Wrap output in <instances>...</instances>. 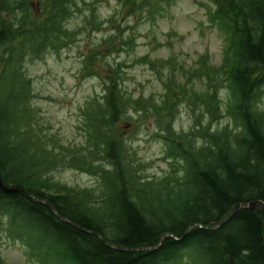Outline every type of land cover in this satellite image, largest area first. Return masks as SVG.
Here are the masks:
<instances>
[{
    "label": "trees",
    "instance_id": "16d2710c",
    "mask_svg": "<svg viewBox=\"0 0 264 264\" xmlns=\"http://www.w3.org/2000/svg\"><path fill=\"white\" fill-rule=\"evenodd\" d=\"M30 1L0 0V177L5 189L25 191L0 187V264H6L2 234L23 247L28 264H264L261 210L241 209L217 227L238 205L264 204V0L205 6L208 23L224 39L220 65L208 54L189 69L173 59L144 58L161 82L159 98L128 96L120 65L111 67L103 96L82 110L84 141L77 145L47 132L25 63L73 44L80 32L68 21L76 14L93 32L115 27L112 53L121 37L136 47L135 37L125 40L120 23L99 17L105 0H37L36 16ZM120 1L136 25L151 26L176 2ZM86 59L82 71L100 78L95 67L102 54ZM183 105L193 113L189 133L174 124ZM135 115L137 122L153 121L165 144L168 170L161 178H145L129 161L118 128ZM226 117L229 124L213 127ZM63 167L95 176L98 187L54 180ZM165 235L158 250L139 252L115 250L102 239L141 250L159 246Z\"/></svg>",
    "mask_w": 264,
    "mask_h": 264
},
{
    "label": "rangeland",
    "instance_id": "374dc122",
    "mask_svg": "<svg viewBox=\"0 0 264 264\" xmlns=\"http://www.w3.org/2000/svg\"><path fill=\"white\" fill-rule=\"evenodd\" d=\"M30 3L34 15H38L41 4L37 0ZM210 3L211 0H176L167 16L151 26L146 22L136 25L133 18L123 13L120 0H105L98 4L99 17L105 21L116 20V25L120 23L125 40L129 36L135 37L134 48L126 45L121 37L115 45L118 49L115 53H112L108 42L115 33V27L108 26L100 32H93L84 24V16L76 14L68 21L71 30L80 32L76 41L57 54L49 51L41 60H27L24 66L25 74L33 80V104L47 126V132L56 134L69 145L84 141L82 110L90 100L103 96V82H107L109 74L112 75L111 67L120 65L121 87L128 96L159 98L163 89L161 82L151 65L143 63L144 58L173 59L189 69L196 66L201 55L208 54L212 65H220L224 39L208 23L205 6ZM92 53H101L104 60L103 64L98 63L95 67L100 78L92 71H82L85 60L89 63L86 56ZM195 86L199 90L203 88L198 81ZM260 108L264 109V105ZM135 116L133 121L122 122L118 128L130 155L129 161L145 178H161L168 170L165 144L156 138L153 121L137 122ZM193 121L189 106L183 105L175 118V128L181 133H189L194 127ZM229 122L226 117L213 127L219 129ZM196 142L201 144L200 140ZM52 177L75 189L98 187L95 176L66 167L55 171ZM1 253L6 264H28L23 256V247L12 242L6 234H2Z\"/></svg>",
    "mask_w": 264,
    "mask_h": 264
},
{
    "label": "water",
    "instance_id": "95a60500",
    "mask_svg": "<svg viewBox=\"0 0 264 264\" xmlns=\"http://www.w3.org/2000/svg\"><path fill=\"white\" fill-rule=\"evenodd\" d=\"M0 187L2 189H5L4 186H3V183H2V180H1V177H0ZM5 191L7 192H21V193H25V191H21V190H9V189H5ZM30 196H33V195H30ZM43 203H47V202H43ZM245 208H249V209H254V210H261L264 214V204H262L261 202H253L251 204H241V205H238L220 224L219 226L217 227H220L222 225H224L225 223H227L232 217L234 214H236L238 211H240L241 209H245ZM54 210V209H53ZM55 211V210H54ZM56 212V211H55ZM217 227H213L211 229H215ZM194 228L191 227L188 232L186 233L185 237L187 236V234L189 233V231H191L192 229ZM166 237H169V235H165L163 238H162V241L160 243L159 246L155 247V248H146V249H141V250H130V249H126V248H123V247H119V246H116L114 244H112L111 242H108L106 241L104 238L103 241L104 243L109 246V247H112L114 248L115 250H118V251H123V252H139V251H154V250H158L161 246H162V243L163 241L165 240Z\"/></svg>",
    "mask_w": 264,
    "mask_h": 264
}]
</instances>
